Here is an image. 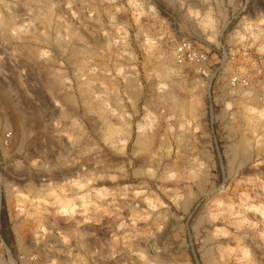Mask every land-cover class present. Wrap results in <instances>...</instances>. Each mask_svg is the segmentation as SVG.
<instances>
[{"label": "rangeland", "instance_id": "1", "mask_svg": "<svg viewBox=\"0 0 264 264\" xmlns=\"http://www.w3.org/2000/svg\"><path fill=\"white\" fill-rule=\"evenodd\" d=\"M0 264H264V0H0Z\"/></svg>", "mask_w": 264, "mask_h": 264}, {"label": "bare ground", "instance_id": "2", "mask_svg": "<svg viewBox=\"0 0 264 264\" xmlns=\"http://www.w3.org/2000/svg\"><path fill=\"white\" fill-rule=\"evenodd\" d=\"M48 16H49V15H48ZM175 93H176V92H175ZM172 95H173V94H172ZM172 97H173V99L171 98L172 101H173V100L175 101L176 98L174 99V97H176V96H172ZM177 97H178V96H177ZM168 98H170V97H168ZM171 99H168V100H171ZM180 100H182V98H181ZM180 100H179V101H180ZM179 101H178V99H177V101H175V102L178 103ZM182 102H183V105H184V101H182ZM172 103H173V102H172ZM172 103H171V104H172ZM174 104L176 105V103H174ZM177 105H178V104H177ZM179 105H181V104H179ZM179 105H178V106H179ZM183 105H182V106H183ZM191 105H192V104H191ZM184 106H185V105H184ZM179 108H180V107H179ZM183 108H184V107H183ZM183 108H182V110H183ZM100 109H101V108H100ZM184 109H185V108H184ZM180 110H181V109H180ZM98 111H100V110H98ZM101 113H103V112L100 111V115H103V114H101ZM104 113H105V112H104ZM182 113H183V112H182ZM106 115H107V114H106ZM124 116H125V115H124ZM100 117H101V116H100ZM106 117H108V116H106ZM106 117H105V118H106ZM247 117H248V116H247ZM101 118H102V117H101ZM122 118H123L122 120L125 121V120H124V117H122ZM125 118H126V117H125ZM102 119H103V118H102ZM251 120H252V119H251ZM106 121H108V120L106 119ZM126 122H128V121H126ZM108 124H109V122H108ZM125 124H126V123H125ZM123 125H124V124H123ZM127 125H128V124H127ZM122 127H123V126H122ZM124 127H125V126H124ZM138 127L141 128L142 125H139ZM106 128H108V127H106ZM113 128H114V127H113ZM113 128H112V127L109 128V130H110V131H109L110 138H111L112 134H115V133H116V131H115V133H113V132H114ZM125 129H126V128H125ZM125 129H124V131H125ZM129 129H130V128H129ZM141 129H142V128H141ZM121 130H122V129H121ZM126 130H128V127H127ZM106 131L108 132V130H106ZM122 132H123V131H122ZM128 132H130V131H128ZM144 132H146V131H144ZM105 133H106V132H105ZM149 133H150V132H149ZM154 133H155V131H154ZM124 134H125V133H124ZM124 134H123V135H124ZM126 134H127V133H126ZM151 134H152V133H151ZM105 136H106V138H107L108 135L106 134ZM128 136H129V135H128ZM128 136H127V137H128ZM125 137H126V136H125ZM127 137H126V138H127ZM155 137H156V136L150 135V134H148V133H146V134L143 133V132H142V133H138V135H137V139L134 140V141L136 142V143H135V146H134V147H135L134 149H135V150H138V151H143V149H146L147 147L151 146L150 143H151V141L154 142L153 139H154ZM124 139H125V138H124ZM127 139H129V137H128ZM127 139H125V140H127ZM154 143H155V142H154ZM126 144H127V143H126ZM149 144H150V145H149ZM124 145H125V144H124ZM148 145H149V146H148ZM152 145H153V144H152ZM146 146H147V147H146ZM145 147H146V148H145ZM151 147H152V146H151ZM149 148H150V147H149ZM121 149H122V148H121ZM134 149H133V150H134ZM140 149H142V150H140ZM147 150H150V149L147 148ZM138 151H136V152H138ZM245 151H246V150H245ZM148 152H149V151H148ZM152 152H153V151H151V152H149V153H152ZM134 153H135V152H134ZM143 153H144V152H143ZM146 155H147V154H146ZM151 155H152V157L149 155L151 158L156 157V156H153V153H152ZM176 155H177V154H176ZM176 155H175V156H176ZM178 155H179V154H178ZM178 155H177V156H178ZM168 156H169V154H168ZM181 156H182V155H181ZM147 157H148V156H147ZM178 157H179V156H178ZM151 158H150V159H151ZM179 158H180V157H179ZM147 159H148V158H147ZM174 159H175V158H174ZM180 159H181V158H180ZM180 159H179V160H174V161L172 162L171 166L169 165V167H170L169 170H172V168H175V169H176V168H179L180 166L183 167V165H184V164L182 163L183 160L181 161ZM184 160H185V159H184ZM159 161H160V160H159ZM159 163H160V162H159ZM170 163H171V162H170ZM168 164H169V163H168ZM159 165H160V164H159ZM159 165H158V166H159ZM190 165H191V164H190ZM185 166H187V164H186ZM188 166H189V165H188ZM188 166H187V167H188ZM165 167L167 168V166H165ZM192 167H193V166H192ZM184 168H185V167H184ZM179 169H180V168H179ZM191 169H192V168H191ZM166 170H167V169H166ZM169 170H168V171H169ZM188 170H190V169H188ZM176 171H177V170H176ZM183 172H184V171H183ZM185 172H186V171H185ZM165 173H166V172H165ZM173 173H174V171H173ZM173 173H172V174H173ZM179 173H181V172H179ZM163 174H164V173H163ZM181 174H182V173H181ZM186 174H187V173H186ZM167 175H168L169 177H170V176H171V177L174 176V175H169V174H167ZM175 175H176V173H175ZM177 175H178V173H177ZM165 176H166V175H165ZM179 176H180V174H179ZM182 176H183V174H182ZM159 177H160V176H159ZM161 177H162V176H161ZM171 177H170L169 179H171ZM180 177H181V176H180ZM167 178H168V177H166L165 179H167ZM189 178H190V177H189ZM162 179H163V178H162ZM183 179H184V176H183ZM163 180H164V179H163ZM164 181H165V180H164ZM166 181H167V180H166ZM67 204H68V202H67ZM65 206H67L66 203H65ZM67 207H68V206H67ZM20 223H21V222H20ZM22 225H23V224H22ZM23 226H24V225H23ZM23 226H22V227H23ZM19 227H20V225H19ZM28 227H29V226H28ZM16 228H18V227H16ZM32 228H33V227H30L29 230H30V229L32 230ZM33 229H34V228H33ZM15 230H17V229H15ZM18 230L20 231V229H18ZM22 230H23V229H21L20 232H22ZM35 230H36V228H35ZM23 232H24V231H23ZM23 232H22V233H23ZM25 232H26V231H25ZM27 233H28V232H27ZM36 239H37V238H36ZM4 246H5V248L7 249V251L10 253V248L8 247V244H7L5 241H4ZM11 258L13 259L12 256H11Z\"/></svg>", "mask_w": 264, "mask_h": 264}, {"label": "built area", "instance_id": "3", "mask_svg": "<svg viewBox=\"0 0 264 264\" xmlns=\"http://www.w3.org/2000/svg\"><path fill=\"white\" fill-rule=\"evenodd\" d=\"M177 48L176 59L179 63L192 62L199 66V70L202 71V67L207 61L206 52L196 48L192 42L188 40H184Z\"/></svg>", "mask_w": 264, "mask_h": 264}]
</instances>
